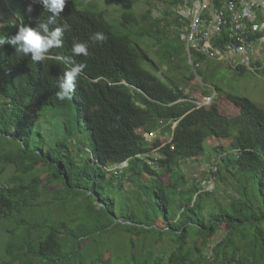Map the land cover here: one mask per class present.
Masks as SVG:
<instances>
[{
    "label": "trees",
    "instance_id": "16d2710c",
    "mask_svg": "<svg viewBox=\"0 0 264 264\" xmlns=\"http://www.w3.org/2000/svg\"><path fill=\"white\" fill-rule=\"evenodd\" d=\"M155 1L168 7L157 15L153 0H68L48 25L50 31L68 26L63 46L42 62L0 46V227L8 236L0 249L9 258L2 264H264V107L236 94L228 99L239 109L237 115L223 114L215 99L197 107L183 87L151 72L147 67L155 69V62L142 42L158 47L157 55L168 63L181 55L188 58L173 28L181 25L173 16L181 0ZM8 2L18 4L20 24L11 32L2 26L0 38L15 36L22 26L38 28L52 15L43 3ZM100 3L118 6L119 18L108 20ZM139 3L147 8L138 11ZM30 4L34 10L29 14ZM2 9H8L5 3ZM96 33L107 41L93 42ZM76 43L87 46V57L73 54ZM212 61L192 53L184 78L211 83L204 70ZM77 65L86 67L72 99L61 101L59 83ZM40 107L61 112L62 135L52 147L57 155L41 143L33 146V139L42 136L34 119ZM85 130L90 150L83 149ZM210 138L230 139L226 147L217 144L224 153L221 164L219 158L212 162H218L215 175L222 169L234 174L232 166L248 180H238L229 201L216 202L205 215L212 192L195 181L185 185L184 175L173 172L200 157ZM122 162L126 165L117 168ZM9 167L12 171L5 174ZM144 176L150 180H141ZM123 180L131 188L122 186ZM117 184L126 196L138 194L136 208L116 213ZM49 191L59 216L36 211L39 205L43 210L50 206L39 202ZM173 200L178 217L170 215ZM222 228L226 233L213 242ZM116 235L119 251L100 250Z\"/></svg>",
    "mask_w": 264,
    "mask_h": 264
},
{
    "label": "rangeland",
    "instance_id": "374dc122",
    "mask_svg": "<svg viewBox=\"0 0 264 264\" xmlns=\"http://www.w3.org/2000/svg\"><path fill=\"white\" fill-rule=\"evenodd\" d=\"M6 4L7 10L4 13V10L2 9L3 4ZM4 3H0V12L6 14V16H2L0 14V28L5 26L7 24V27L9 31L11 32L12 29L17 25L20 24L19 19V10H18V4L17 3H9L5 0ZM154 3V13L159 14V12L162 11V9H166L168 6L165 3H158L155 0H153ZM107 3H100V7L106 12V16L108 20L116 21L119 18L120 15V8L116 5H106ZM147 8L145 4L139 3L137 10L141 12L142 9ZM108 9V10H107ZM110 9V10H109ZM112 14V15H111ZM118 16V17H117ZM170 18H173L171 16ZM19 19V21H18ZM11 23V24H10ZM177 26L174 25L173 28H176ZM1 31V30H0ZM170 34V32H169ZM148 52L151 60L155 62V69L151 66L147 67L151 72H153L155 75L160 77L163 81L171 82L172 84H177L185 89V92L190 94V97L193 98V100H200L203 96L206 95L204 91H208L209 95L215 94V100L218 101L220 111L227 115V116H234L237 115L239 112V109L228 99V94H236V95H243L246 97H249L251 100L259 104L260 106L264 107V74L261 73H254L249 70L245 71H236L228 67L226 64L212 61V67H208L204 70L205 75H211L212 81L209 84H203L200 80V77L195 76L194 78L186 79L184 78V75H188L189 68L191 66V61L189 58L187 60L183 55L180 56V59H174L171 62H167L166 60H163L157 55V51L159 50L158 47L152 46L151 42L149 43H143ZM175 64H178L180 68H176ZM204 67L203 64H201V67ZM145 67V66H144ZM200 67V68H201ZM159 70V71H158ZM199 83L201 85H199ZM216 86L219 87L220 92H217ZM61 112H59L56 109L48 108V107H40L36 110V113L34 115L35 122L37 123V126L39 127L38 130L41 132L42 136H39L33 139V146L34 145H40L43 144L44 150L48 151L50 150L51 153L54 155H57V153L52 149L54 144L61 138L62 135V126H61ZM83 136L86 139V142L84 143L83 149L84 150H90L91 147V141H90V133L88 130H85L83 133ZM153 137L147 136L148 140H151ZM77 140V139H76ZM13 141L11 140L10 143H8V146L11 145ZM219 143V146L226 147L230 143V139H224L222 142H217L213 139H208L205 142V149L204 153L198 157L197 159H192L186 162H183L178 168L176 167L173 173L183 174L185 177V185L192 184L194 181H196V175L199 174L200 176L204 175L207 176L208 172L206 169L211 167L212 162L215 159L219 160L221 159V154L224 153V151L221 148H218L216 150L217 144ZM75 139H72L70 142V149L75 154L77 153V148L74 145ZM233 154V152L231 153ZM220 160V164H221ZM216 163V162H215ZM232 170V173H229L226 169H222V173L220 175H215L214 177V185L215 189L212 192V196L208 197L205 201V207L203 214L208 215L213 210V205L216 202H222L227 203L229 201V198L235 193L234 189L236 185L238 184V180H248L243 175L237 173L235 168L232 166H229ZM11 170V168H7V171L5 174H8ZM126 175H129L128 171L124 175H122L120 178L125 177ZM167 176V175H166ZM164 177L163 179L165 182L168 180V177ZM141 180L149 181L147 176L142 177ZM116 183V181H115ZM122 186L128 187L130 185V182L127 180H123ZM119 186L117 184L116 191L114 193L115 199L117 200L116 204V213H120V211L125 209L126 206L130 207L131 209L136 208L135 202H137L138 194H135L134 197L132 196V193L129 192V196H126L124 193L119 191ZM203 190H206L205 187L201 186ZM126 192L125 190H123ZM142 194V193H141ZM143 196V195H142ZM150 194H146L145 198L150 199ZM54 195L51 193V191L44 194L43 198L40 201H47L51 202L50 206L47 208L42 209V206L39 205L36 208V211L38 210V214L41 213V211H44L45 213H49L52 216H59L60 211L58 206L56 205L54 201ZM61 198V197H60ZM144 198V196H143ZM38 202V203H39ZM71 202L69 203L68 210H71ZM73 209V208H72ZM170 215L178 217L179 216V210L176 206L175 201H172V204L170 205ZM70 212V211H69ZM149 214L153 215V211L150 209L148 210ZM73 216H78L77 214ZM66 219V217H64ZM9 226L11 224H8ZM226 233V229L222 228L220 229L216 235L213 238V242H217L220 240L224 234ZM8 239L7 233L5 232V229L3 227H0V246H3V243L6 242ZM120 242V238L116 236H112L108 240V245L103 246L100 248L102 251H108V247L111 248L109 251H119L118 244ZM108 253V252H107ZM9 258L7 255H4L3 248L0 249V264L2 262L7 261Z\"/></svg>",
    "mask_w": 264,
    "mask_h": 264
},
{
    "label": "built area",
    "instance_id": "2783aa9c",
    "mask_svg": "<svg viewBox=\"0 0 264 264\" xmlns=\"http://www.w3.org/2000/svg\"><path fill=\"white\" fill-rule=\"evenodd\" d=\"M173 13L181 24L178 34L190 61L196 53L231 69L264 71V0H181ZM215 94L192 101L197 107L209 106ZM215 162L206 169L207 176L196 175V181L209 191L215 189Z\"/></svg>",
    "mask_w": 264,
    "mask_h": 264
},
{
    "label": "clouds",
    "instance_id": "9594fccd",
    "mask_svg": "<svg viewBox=\"0 0 264 264\" xmlns=\"http://www.w3.org/2000/svg\"><path fill=\"white\" fill-rule=\"evenodd\" d=\"M8 1V0H6ZM32 3H43V6L52 14L48 23L39 24L38 28L22 26L18 29L15 36L11 38H0V46L9 45L15 49L17 56H28L30 54L33 62H42L48 58L49 53L54 49L63 46L64 32L68 26L56 27L49 30V24H53L56 18L67 8L68 0H32ZM31 4L26 9L30 14L33 12ZM91 39L93 42L104 43L108 37L103 33L94 34ZM74 55H89L85 44L76 43L73 46ZM86 65H77L64 74V78L59 83L57 98L61 101L71 100L76 90L77 79Z\"/></svg>",
    "mask_w": 264,
    "mask_h": 264
},
{
    "label": "bare ground",
    "instance_id": "6f19581e",
    "mask_svg": "<svg viewBox=\"0 0 264 264\" xmlns=\"http://www.w3.org/2000/svg\"><path fill=\"white\" fill-rule=\"evenodd\" d=\"M74 5V4H73ZM38 6V5H37ZM108 10V9H107ZM110 10V9H109ZM100 14H101V12H100ZM43 15V14H42ZM112 15V14H111ZM103 17V16H102ZM118 17V16H117ZM39 18V17H38ZM37 20H39V19H37ZM108 23V22H107ZM11 24V23H10ZM126 31V30H125ZM114 48V47H113ZM71 65V64H70ZM206 79V78H205ZM199 85H201L200 83H199ZM187 96V95H186ZM216 98V97H215ZM16 145V144H15ZM114 171V170H113ZM114 175V174H113Z\"/></svg>",
    "mask_w": 264,
    "mask_h": 264
}]
</instances>
